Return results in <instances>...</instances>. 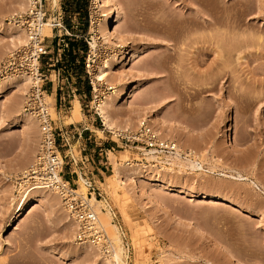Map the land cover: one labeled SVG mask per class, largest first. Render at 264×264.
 Wrapping results in <instances>:
<instances>
[{
	"label": "rangeland",
	"instance_id": "rangeland-1",
	"mask_svg": "<svg viewBox=\"0 0 264 264\" xmlns=\"http://www.w3.org/2000/svg\"><path fill=\"white\" fill-rule=\"evenodd\" d=\"M21 1L0 0V25L21 11L17 6ZM116 1L121 9V33H114L111 42L95 39V21L103 17L93 0H88V20L71 13L73 27H68L69 34L51 26L49 36L44 27V34L49 37L46 44L53 52L44 57L43 70L55 83L53 91L52 82L48 84V95L53 92L55 100L46 98L57 127L67 126L69 130L68 144L60 147L62 155H67L66 178L77 182L79 191L86 194L88 190L86 186L81 188L83 182L78 181V176L87 174L108 196L115 212L112 222L120 234L124 233L130 247V257L123 254L128 264H264V193L244 180L247 177L264 181V5L263 12L258 13L254 9V3L260 4L258 0L208 1L221 20L231 17L250 24L240 25L238 32L247 37V43L240 44L239 50L236 47L230 59L235 72L230 70L239 84L233 79L236 83L230 82L229 88L226 83L221 88V84L206 82L217 72L215 53L196 55L193 51L202 42L192 45L187 36L228 34L224 21L212 29L190 25L187 15L197 14L198 3L191 8L186 0ZM52 5L49 0V18H53ZM13 36L7 29L0 32V53L5 51L0 62L16 48L4 50L12 44ZM173 45L176 51L171 49ZM89 52L95 61L91 76L96 85H113L112 81H98L94 75L111 53L117 56L110 75L132 85L131 96L116 107L120 118L113 129L102 126L92 103L90 74L85 62L83 68L80 66ZM134 52L138 53L136 57ZM70 53L76 57L72 67L66 62ZM239 53H249V59L237 60ZM75 68L78 71L74 72ZM27 89L28 85H18L0 94V264H109L98 248H76V225L53 191L40 192L39 201L23 218L12 220L18 177L33 163L40 141L38 122L16 113L18 108L23 110ZM77 100L82 117L71 122ZM140 104L154 109L157 122L148 119L163 136L185 147L179 162H173V154H156L159 158L149 159L144 149L115 142L113 130L135 128L138 121L147 118L139 112ZM225 133L228 138L232 136L233 144L227 142ZM184 141L192 144L187 146ZM59 143L64 145L61 140ZM192 145L200 152L204 170L182 165ZM72 154L85 165L74 168ZM165 156L173 165L165 162ZM160 161L165 162L164 167ZM129 162L139 164L140 171L136 175L128 173L127 185L122 186L116 169ZM97 166L109 169L98 173ZM230 167L241 170L244 177L237 180L236 171ZM72 169L76 170L74 174ZM223 172L231 179L221 177ZM213 188L224 192L229 203L213 202L203 196L213 192ZM181 190L191 191L190 195ZM106 229L112 237L115 230ZM219 244L236 259L218 252ZM110 261L115 264L114 258Z\"/></svg>",
	"mask_w": 264,
	"mask_h": 264
},
{
	"label": "built area",
	"instance_id": "built-area-1",
	"mask_svg": "<svg viewBox=\"0 0 264 264\" xmlns=\"http://www.w3.org/2000/svg\"><path fill=\"white\" fill-rule=\"evenodd\" d=\"M48 1L29 0L26 11L16 12L10 16L8 22L24 30L27 42L12 49L0 62V81L10 77H23L29 81L28 89L24 95L23 113L33 117L38 122L40 129V141L34 162L18 177L17 185L19 188H26L50 183L58 191L63 206L76 225L75 240L78 243L93 245L106 256L112 258L115 242L101 222L96 204L93 201L94 198L103 201L102 210H110L115 217L114 207L110 199L87 174L83 175L84 185L88 190L84 194L76 186L77 182L68 180L64 173L67 155H62L60 147L68 144L69 131L57 127L52 116L50 103L46 98L50 92L48 84L52 82L51 90L53 91L55 83L49 79L43 70L44 57L53 52V49L46 44V39L49 37L44 36L43 30L48 21L51 20L53 30H64L66 34H69L70 31L64 23V12L60 7V1L58 3V1L52 0L53 18L48 17ZM92 57L91 52H89L85 59V68L90 74L92 103L102 126L106 130L103 118L98 111L97 102L104 97L105 91L111 92L114 88L107 83L95 84L91 76V71L95 66ZM52 94L54 93L52 92ZM112 134L118 144L123 146L136 145L139 149L149 150L158 155H171L178 150L177 142L163 136L148 118H142L138 121L135 128H118L113 130ZM59 140L64 145H61ZM71 159L74 168L79 164L85 165V161L76 159L73 154ZM71 172L74 174L76 170L72 169ZM78 177L79 181L81 177ZM121 236L126 257L129 258L130 247L125 243L124 233H121Z\"/></svg>",
	"mask_w": 264,
	"mask_h": 264
},
{
	"label": "bare ground",
	"instance_id": "bare-ground-1",
	"mask_svg": "<svg viewBox=\"0 0 264 264\" xmlns=\"http://www.w3.org/2000/svg\"><path fill=\"white\" fill-rule=\"evenodd\" d=\"M93 1H94L95 6L97 8L99 7V14L101 15V17L104 18V19L99 18L95 21V24H94L95 26L93 27L94 28L93 30L95 33V39L98 40L100 38H103L104 41L111 42L110 37L114 33H121L120 21H121L122 16H121V11H120L121 10L120 6L116 0H93ZM186 1H187L186 2L187 6H189L191 8L195 7L194 6L195 3H198V6H196L197 7V14H195V15L193 14L194 16L187 15V16H189V17H187L188 18L187 22L190 25L201 26L205 29H212V28L216 27L217 24H219V23L221 24V21H222V24L225 22L224 24H225V27L228 31V34H224V35L221 34L219 36H213L210 34H206V35L203 34L202 36L200 35L197 37H196V34H194L195 37H194V35H189V36L186 35V36L190 39L189 41H191L190 43H192V45L198 44L199 42H202L201 45L198 44L199 46H197V48H195L196 46H194L195 49L193 48L194 49L193 52L196 51L195 52L196 55L209 56V55H211V52H212V53H215V55L217 57V65H218L217 72H216L215 76H212L211 78L207 79L206 82H210L211 84H214V85L215 84H217V85L221 84V88L226 87V83H228V88H229V85H231L232 83L235 82V81H233V79H235V80L238 79L233 74L235 72V70H233L234 68H231L233 66L232 63L234 62V61L232 62V60L230 61V59H232L231 55H234L233 51H237L236 49L240 48V46H242V44L244 45V43L247 41V37L240 36L238 31H239V29H241L240 25L247 24L249 26L250 24H249V22H243V23L240 22L241 23L240 24L238 20L232 19L231 17L229 19L226 18V20L225 19L221 20L222 18L217 16V14L214 13L213 10L210 8L209 2H208L209 0H186ZM258 2L260 3L259 5H257V3L256 4L254 3V9H256V10L258 9V11H259L258 13H262L263 12L262 7L264 5V0H258ZM28 4H29V0L21 1V3L17 5L19 7V9H21V11H17V12H22V10L23 11L26 10ZM260 9H261V11H260ZM6 29L9 30L11 32V34L14 35L11 38L12 44L11 45L9 44V46H7L4 49V50H6V52L11 50V48H13V47H19V46H21L27 42L26 34H25L24 30L21 29L20 27L15 26L13 23L2 22L0 25V32H4ZM45 29H46L45 32H47V34L50 36V34H51V23H47L45 25ZM179 29L181 30V28H179ZM182 29H183V27H182ZM43 33H44V30H43ZM45 34H44V36L47 37ZM187 37H186V39H188ZM186 39L184 41H186ZM93 44L95 45V43H93ZM192 45H191V47H192ZM171 49L176 51V47H174V45ZM3 53L1 52L0 55ZM241 53H239L237 55V57L239 56L240 59L239 58H236V59L237 60H241V59L246 60V58L249 56V53H247L245 55H242L243 53L242 54ZM111 54L112 55L108 59H105L104 61H102L101 65L98 66L94 75L96 76L95 78H97V80L100 82L112 81V83H113V85H112V87L114 88L113 92L108 93V94H104V97H102L97 102L98 111H99L101 117L103 118L104 123L107 125V127L113 129L114 127H116V122H117L116 120L120 118V117L119 118L117 117L116 107H117L118 103H120V101H122L125 97L129 98L131 96L132 85L130 82L121 83L120 78L117 79V76H116V78L113 77L114 79L112 78V75H110L111 74V72H110L111 66H112V62L115 59V57L117 56V54H113V53H111ZM137 54H138L137 52H134L133 57H136ZM229 56H230V58H229ZM247 59H249V58H247ZM230 64L232 65L231 67H230ZM230 69H232L234 72H232ZM235 69H236V67H235ZM231 73L233 74V76ZM28 82L29 81L23 77H10L6 80H2V81H0V94L4 93L6 90L17 87L18 85H26L27 86ZM230 82H232V83L230 84ZM236 82H238V84H239V80H236ZM52 95H54V94H52ZM52 95H47V97L50 96L53 100H55V97ZM240 96H242V95H240ZM150 106L151 105L140 104L138 106L140 109L139 112L145 113V117H147V118L151 117V121L157 122V117L155 114L156 112ZM80 108H81L80 107V101L77 100L74 103V107L72 109V116L70 117L71 122L78 121L82 117ZM16 113H17V115L22 116V117H29L28 115L23 113V110L21 111L20 108L17 109ZM163 123H165V122H163ZM224 135L227 136V138H226L227 142H231V144H233L232 136H231V138H228V134L225 133ZM177 140H179V142H180V139H177ZM185 142L186 141H184V143ZM188 143L192 144L190 142H186L187 146H188ZM182 146L179 144L177 152L175 154H173L175 156L173 157L171 155L173 158L172 159L173 162L180 160L181 155L183 154V152H185V150H184L185 147L183 148ZM193 146L195 147V145H192V148L187 149V151H186V153L188 154V156L186 158L187 160H186V162L183 161L182 165H188L194 170L195 169L204 170V165L202 164V161L199 160L200 159V152H198V150H196L197 148L194 149ZM36 154H37V152H36ZM36 154L34 153V159L36 157ZM111 154L114 155L113 152H111ZM145 154L149 156L148 157L149 159L159 158L157 156L158 155L157 153L149 151V150H145ZM166 157H168V156H165V162H169L170 165H173V162H170L171 160L166 159ZM33 162H34V160H33ZM160 162L162 163L161 167H164L165 162L164 161H160ZM123 165H122V167H119V166H118L119 168L117 167L116 175L119 178L118 180L120 181V184H122V186L123 185L125 186V185H127L126 184V180H127L126 175L128 173L129 174L132 173V174L136 175L139 173L140 168H139V164H138V166H136L135 164H130V162L126 163V165L125 164H123ZM214 167H210V168L212 169ZM230 168L232 169V171L235 170L237 172V173L235 172L236 177L239 178L237 180L240 181V179H242L244 177L241 170H239L238 168H235V167H230ZM214 169H216V168H214ZM24 172H25V170H24ZM130 175H128V176H130ZM235 175L232 174V176H235ZM220 176L223 177L224 179L225 178L231 179L229 174L226 175V173H224V172L221 173ZM244 180L250 181L251 182L250 184L256 186L257 189H259L260 191H262V193H264V181L263 180L258 179L256 181V180H251L247 177H245ZM80 181L83 182V184H84V177L83 176H81ZM83 184L81 183V188L85 187V185H83ZM173 187H176V186H172V188ZM225 189H226V187H225ZM43 191H53L52 193L55 192L57 195H59L58 191L54 187H52V185L50 183H44V184L39 185L37 187H26V188L20 187V188H18V194L14 195V197L12 199L13 201H15V203H17L16 207H14L15 212H14V215L12 217V220H15V222L20 220V218L23 215H25V213L28 210H30L36 202L39 201V199L37 198L39 196L38 194L40 192H43ZM190 192L191 191L181 190V193H184V194L186 193L187 195H190ZM223 193L224 192L217 190V188H216L213 190V192L205 193L203 196L206 198L213 199V202H215V201H226L227 203H229L228 200H226L227 198ZM93 201L96 204V208L98 207L97 211H98L99 215H101V218L103 220V222H102V220H101V222L103 223V225L105 227H109V228L115 230V232H113L114 237L112 234V238L115 242V249H114V253H113L112 258H114L115 264H128V262H126L123 259V254H125V248L122 245L123 241H122V237L120 234V230H119L118 226L112 222V212L108 209L106 212L104 210H102V207L104 206L103 201H100V200L95 199V198L93 199ZM229 201H231V200H229ZM64 209H66V208L64 207ZM11 222H13V221H11ZM73 224L75 225V223H73ZM73 228H75V226ZM75 245H76V248H78L79 250L82 248L88 250L90 247H92V248L94 247L93 248L94 250L97 249V247L90 245V244H87V243H78L77 242ZM220 245L221 244H219V248L221 249ZM224 247H222V249L219 250L218 252H221L222 254H225L232 259H236V256L230 250H228V249H226V247L225 248ZM103 257L106 261H108L109 264H113V261H110L111 260L110 257H108V256H103Z\"/></svg>",
	"mask_w": 264,
	"mask_h": 264
},
{
	"label": "trees",
	"instance_id": "trees-1",
	"mask_svg": "<svg viewBox=\"0 0 264 264\" xmlns=\"http://www.w3.org/2000/svg\"><path fill=\"white\" fill-rule=\"evenodd\" d=\"M62 10L64 12V23L67 27H71L72 20L71 13L80 15V18H84L85 21L88 20V12L86 11L88 0H62ZM85 9V10H84ZM88 46L85 44L83 46L84 51H86ZM70 59H66V62L70 67L73 66L74 62H76V57L70 53L69 56ZM85 59H82L81 61V67H84ZM76 68L74 69V72H76ZM78 71V70H77Z\"/></svg>",
	"mask_w": 264,
	"mask_h": 264
},
{
	"label": "crops",
	"instance_id": "crops-1",
	"mask_svg": "<svg viewBox=\"0 0 264 264\" xmlns=\"http://www.w3.org/2000/svg\"><path fill=\"white\" fill-rule=\"evenodd\" d=\"M60 1V7H61V9H62V0H59ZM63 11V10H62ZM53 71H55V69L53 70ZM54 89H55V86H54ZM74 107V106H73ZM73 109V108H72ZM65 126V125H64ZM61 129H65V130H68V128H67V126H66V128H61ZM87 128H84V130H86ZM69 131V130H68ZM81 135H82V133H81ZM85 135H87V134H85ZM88 137H89V135H88ZM92 142V141H91ZM103 150V149H102ZM95 164H97V163H95ZM99 164H101V163H99ZM106 164V163H105ZM91 166V165H90ZM97 168V171H98V173L99 172H104L106 169H109V166L108 167H102V168H100L99 166H97L96 167ZM101 174V173H100ZM98 176H99V174H98Z\"/></svg>",
	"mask_w": 264,
	"mask_h": 264
}]
</instances>
